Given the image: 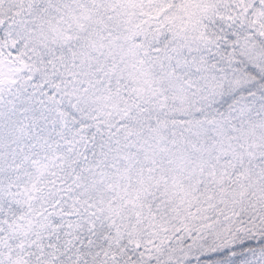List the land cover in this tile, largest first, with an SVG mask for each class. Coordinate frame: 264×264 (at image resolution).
<instances>
[{"label": "snow or ice", "instance_id": "snow-or-ice-1", "mask_svg": "<svg viewBox=\"0 0 264 264\" xmlns=\"http://www.w3.org/2000/svg\"><path fill=\"white\" fill-rule=\"evenodd\" d=\"M0 264H264V0H0Z\"/></svg>", "mask_w": 264, "mask_h": 264}]
</instances>
